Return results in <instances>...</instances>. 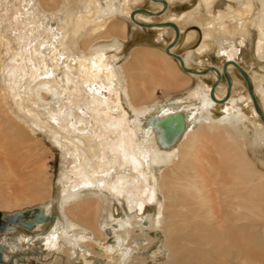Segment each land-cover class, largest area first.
Returning a JSON list of instances; mask_svg holds the SVG:
<instances>
[{
    "label": "bare ground",
    "instance_id": "1",
    "mask_svg": "<svg viewBox=\"0 0 264 264\" xmlns=\"http://www.w3.org/2000/svg\"><path fill=\"white\" fill-rule=\"evenodd\" d=\"M176 1L193 5L169 12ZM44 2L56 10L52 17L63 13L58 25L48 17L45 23L28 16L17 21L32 27L25 36L38 33L40 40L18 39L12 49L1 36L6 54L14 56L1 66L6 84L0 85V108L7 109L13 96L74 166L65 174L58 214L54 204L37 206L47 220L30 217L25 222L33 228L18 223L22 227L0 235L6 240L10 234L0 242L3 263L20 262V251L40 250L53 259L48 264H156L159 256L166 258L160 264H264V122L239 70L248 75L264 114V0H77L73 9L68 0ZM146 2L155 8L133 9ZM139 9L154 15L136 13L133 20ZM169 24L180 32L174 46L177 32ZM130 25L136 44L151 47L131 49L117 65ZM188 26L182 40L190 44L197 27L202 43L177 53ZM2 59L1 52L0 64ZM147 68L155 84L150 90L138 75ZM179 77L198 82L186 93L155 99L159 87L167 91ZM49 97L56 106L47 104ZM175 113L185 115L186 129L168 143L152 120ZM212 148L221 160L212 158ZM211 174L220 185L230 182L221 195L234 193L224 215L216 202L220 193L210 188L216 183L207 180ZM109 201L121 203L123 212L102 225ZM215 222L223 223L221 230H214ZM208 227L211 233L201 234Z\"/></svg>",
    "mask_w": 264,
    "mask_h": 264
},
{
    "label": "rangeland",
    "instance_id": "2",
    "mask_svg": "<svg viewBox=\"0 0 264 264\" xmlns=\"http://www.w3.org/2000/svg\"><path fill=\"white\" fill-rule=\"evenodd\" d=\"M0 1H1L0 21H2L0 24V53L2 52V56H3L2 62L0 64V78H2L0 79V85L1 87H3L2 85L6 84V77L3 72V67L1 66L5 65V63L10 64L11 59L14 56V53L13 51H11V54L8 55L6 54L5 49L1 46V36L4 35L9 40H11L13 42L11 48L15 49L17 48L16 43L18 39H22L25 42L28 41L29 43L34 39L40 40V36L38 33H36L33 36L30 35L25 36V34L30 30L29 28L32 27H26L27 24L22 25L18 23L17 21L19 20V18L28 16V19L31 21L35 20L37 21V23H45V20L48 17L50 18V20L48 21H52L51 23L58 25L60 23V19L64 17H63V13L62 14L56 13L55 15L56 18L52 17V13L55 12L56 10L46 6L44 0H0ZM68 2H69L68 8L73 9L76 7L77 0H68ZM179 2L180 1L174 2L175 4L172 3L169 12L172 11L173 13L174 11H181L184 8H185L184 10L189 11L193 5L190 2L188 3V1L180 2V3ZM135 8L154 9L155 7L150 2H146L144 4L141 3L135 4L133 6V9ZM188 31H190L189 26L186 27V30L182 35L181 40L178 43V47L176 49L177 53L184 54L185 53L184 49L201 45L202 34L197 27H192V31H196L197 34L190 44L185 43L184 40H182L185 38ZM128 34H129V38L127 39V41H125V44L122 46V51L120 52L122 58L118 57L117 65L119 63H122L123 59L126 60L127 57H129L128 55L130 54L131 49H134L136 47H137L136 49H144L151 47V45L148 44H144L141 46H138L136 44L135 41L137 39V36L133 35V29L131 25ZM149 36H153V35H149ZM170 36H171V32L170 34L167 35V39H169ZM80 39L77 40L78 42L76 41L79 49H81L82 47V45L79 42ZM73 42H75V40L71 39L69 45L71 46ZM79 51L81 50L75 49L74 53H79ZM212 55L213 54H211V58L213 61H215V59H213L214 55L213 56ZM144 70L145 69H142L140 72H138V75L142 80H146L145 89L150 90L155 86V84L152 82L150 78L151 77L150 68H147V70L145 71ZM235 74L238 75L237 72H235ZM179 78H180L178 79L179 82L176 81L175 86L173 88H169L167 91H164L165 89L162 90L163 88L159 87L156 91L157 97L155 99H159L160 101H162L166 97H173L177 94L186 93L188 90L192 89L198 82L197 78H191V79H186L185 77L182 78L179 77ZM184 79L185 81H183ZM207 80L210 84L213 82L211 78H208ZM143 82L140 83L138 86L140 87L143 84ZM182 82H186L185 85ZM25 94H26V89H23L22 95ZM8 102L10 105L9 107H7V109L4 107L0 108V212L3 213V215L6 214L8 215L17 211L32 209L37 206H48L53 204H54V209H55L54 212H55L57 211L55 206L56 207L58 206L56 204L59 203L61 199V193H62L61 191L63 187L65 174L73 169L70 167L74 166L72 165L74 163V159H71L68 153L64 154V151L61 148H59L58 145L54 144L56 142L52 138L53 137L52 133H49L46 128L42 129V127H36L33 123H31L32 117L29 116V112L24 111V114L21 113L22 110L21 108L16 106L13 96H10V100H8ZM47 104L49 106H56V102L53 98L48 100ZM61 104L66 105V103H61ZM220 143L217 144L216 142V146L219 147L222 144ZM184 149L185 146L183 147V150ZM217 149L218 148H214V149L212 148V155H214L212 156V158L217 157L215 159L218 161V157L220 160L221 158L220 155L218 154L219 149L218 150ZM211 175L213 176V174ZM257 179L258 177L254 178V180ZM207 180L211 183H216L215 185H211L210 188L211 190L213 188V190L215 189V191L220 193L218 197L221 200L218 199L216 202L219 205H221V207L219 206V208L223 211L222 215H224L225 212L227 213L230 211L228 205H230L231 202L233 201L234 193L228 192L227 194L228 196L226 194H223L228 197L227 199L225 196L223 197V195L221 194L223 193V186L227 185L228 187V184L230 185V182L228 180V183L220 185V183L218 184L217 181L218 179L214 176L213 177L207 176ZM215 191L214 193H216ZM36 197H41V199H36ZM42 197H44V199H42ZM119 204L120 205L118 204L115 205L112 201H109L108 203L104 204V210L106 211L103 210L102 212V216L104 217V219L101 220L102 225L105 224L106 218L110 217L113 212L116 213L117 215H122L120 213L123 212L122 207L124 206L121 203ZM72 211L76 213L75 210ZM154 212H155L154 210L149 211L147 217L149 221L153 219ZM55 213L58 214L59 211ZM75 221L78 220L75 219ZM222 225L223 223L215 222L214 230H218V229L221 230ZM211 231L212 229L208 227L201 234L208 236L211 233ZM185 234L187 233L185 232ZM8 235L10 236V234H7L6 240L0 239V242L1 243L3 242L4 244L7 243L9 238ZM136 235H140V234L136 233ZM105 237L102 236V238L100 239L104 240V242L110 240V238L108 237L105 238ZM153 245L155 244H152L150 249H153L154 247ZM205 249H210V245H208L207 248ZM28 251L27 250L20 251L21 252V254L19 255L21 257V259L19 260L20 262L18 263L14 262L13 264H48L49 261L51 262L53 260L52 259L47 261L46 259H44L43 258L44 256L42 257L43 253L40 250L38 252L31 250ZM4 253H6L3 254L4 257L7 256L8 252H4ZM159 258L161 259V261H156V264H160L161 262L166 261V258H162L161 256H159ZM68 261L69 260L66 259L62 261V264H70L68 263ZM73 263L77 264L76 262Z\"/></svg>",
    "mask_w": 264,
    "mask_h": 264
},
{
    "label": "water",
    "instance_id": "3",
    "mask_svg": "<svg viewBox=\"0 0 264 264\" xmlns=\"http://www.w3.org/2000/svg\"><path fill=\"white\" fill-rule=\"evenodd\" d=\"M153 1H158V0H153ZM160 2H162L164 5H167L166 1H160ZM136 13L154 15L151 11H149L147 9H139L138 11L132 13L131 17L133 20H134V16ZM137 24L140 25L139 23H137ZM141 26L149 27V26H145V25H141ZM169 26L172 27L173 29H175L177 32V39L173 43V46H174L177 44V42L179 40L180 32L174 24H169ZM169 52H170L169 49H167V53H169ZM170 55L181 63V67L183 68V70L185 72L193 73L185 67V64H184V62L180 56L174 55V54H170ZM239 70L242 73V75H243V77L247 83L249 94H250L252 101L254 103L256 112L258 113V115L260 116L262 121L264 122V114L262 112V109H261L258 101H257V98L255 97V94L253 92V86L249 80V77L242 69H239ZM201 74H205V73H201ZM224 76H225V79L228 83L229 88H231V86H232L231 77L227 71L226 64L224 65ZM217 85H218V82H215L213 84L212 96H213V92H214L215 88L217 87ZM228 96H229V93H228ZM153 122L155 123L157 128L163 132L164 139L168 143L173 142L186 129L185 115L182 113H175L173 115H168V116H166L162 119H158V120L153 119L152 123ZM30 217L34 221L35 220L36 221L47 220V217L44 216L43 210H41L38 207H35L34 209H26L24 211H17V212H14L12 214H8V215L7 214L3 215V213L0 212V231H4L7 228V225L9 226L11 224H16V223L23 224L26 227H28L29 229H31V228H33V223L31 221L25 222L26 220H29ZM2 250H3V247L0 246V264H4L2 261V257H1V251ZM9 264H12V263H9Z\"/></svg>",
    "mask_w": 264,
    "mask_h": 264
},
{
    "label": "flooded vegetation",
    "instance_id": "4",
    "mask_svg": "<svg viewBox=\"0 0 264 264\" xmlns=\"http://www.w3.org/2000/svg\"><path fill=\"white\" fill-rule=\"evenodd\" d=\"M21 225H19L18 223H16L15 225L14 224H11V225H7V228L4 230V231H0V235L1 234H6L7 231H12L16 228H19ZM22 227V226H21ZM1 257H2V252H1ZM3 258V257H2ZM4 261V259H3ZM9 263H12V262H9ZM5 264V263H4Z\"/></svg>",
    "mask_w": 264,
    "mask_h": 264
}]
</instances>
